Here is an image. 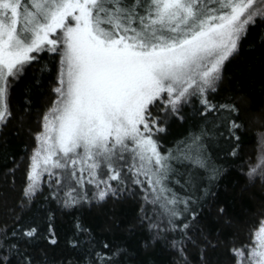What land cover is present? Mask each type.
Instances as JSON below:
<instances>
[{"label": "snow or ice", "instance_id": "obj_1", "mask_svg": "<svg viewBox=\"0 0 264 264\" xmlns=\"http://www.w3.org/2000/svg\"><path fill=\"white\" fill-rule=\"evenodd\" d=\"M256 85L264 0H0V264H264Z\"/></svg>", "mask_w": 264, "mask_h": 264}, {"label": "trees", "instance_id": "obj_2", "mask_svg": "<svg viewBox=\"0 0 264 264\" xmlns=\"http://www.w3.org/2000/svg\"><path fill=\"white\" fill-rule=\"evenodd\" d=\"M245 87H247V85ZM253 101H254V104L257 107H259L261 105V103H264V97H261V95H260L259 85H256L255 86V89L253 91ZM17 145H18L17 151H18L19 155H23L24 145L20 141H17ZM255 147H256V145L251 140V137H250L249 138V147H248V150L251 151Z\"/></svg>", "mask_w": 264, "mask_h": 264}]
</instances>
